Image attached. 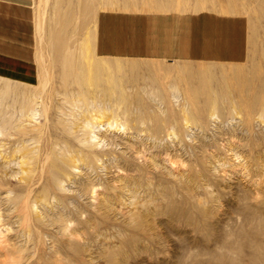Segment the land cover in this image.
Here are the masks:
<instances>
[{
  "label": "rangeland",
  "instance_id": "374dc122",
  "mask_svg": "<svg viewBox=\"0 0 264 264\" xmlns=\"http://www.w3.org/2000/svg\"><path fill=\"white\" fill-rule=\"evenodd\" d=\"M111 1L32 0L0 72V264H264V0L154 57L97 53Z\"/></svg>",
  "mask_w": 264,
  "mask_h": 264
},
{
  "label": "crops",
  "instance_id": "0c3cea01",
  "mask_svg": "<svg viewBox=\"0 0 264 264\" xmlns=\"http://www.w3.org/2000/svg\"><path fill=\"white\" fill-rule=\"evenodd\" d=\"M31 1L0 0V72L32 71V65L24 57V40L34 39L32 13L28 8ZM247 5L248 0H112L99 13L97 53L152 57L196 55L184 51L182 43L176 46L173 42L182 36L185 24L191 26L190 30L199 31L202 23L213 33L230 31L228 25L247 22L242 19Z\"/></svg>",
  "mask_w": 264,
  "mask_h": 264
},
{
  "label": "bare ground",
  "instance_id": "6f19581e",
  "mask_svg": "<svg viewBox=\"0 0 264 264\" xmlns=\"http://www.w3.org/2000/svg\"><path fill=\"white\" fill-rule=\"evenodd\" d=\"M95 41H96V40H95ZM108 42H109V41H108ZM99 44H100V43H99ZM65 46H66V44H65ZM101 46H102V44H101ZM106 46H107V45H106ZM102 50H103V49H102ZM54 52H55V51H54ZM72 53H73V52H72ZM120 62H121V61H120ZM134 62H135V61H134ZM95 63H96V61H95ZM132 63H133V62H132ZM129 64H130V63H129ZM134 64H135V63H134ZM92 65H93V64H92ZM114 65H115V66L117 65V66L119 67V64H117V63H115V62H111V61L105 60V61H100V62L96 63V64L94 65V67H95V69H98V70H100V69H101V70H103V69H105V70H108V69H109V70H112V68H113ZM131 66L133 67V64H132ZM134 66H135V65H134ZM155 66H157V65H155ZM182 66H183V65H182ZM157 67L159 68V66H157ZM90 68H91V66H90ZM115 68H117V67H115ZM115 68H114V69H115ZM119 68H120V67H119ZM133 68H134V67H133ZM158 68H157V69H158ZM207 68H208V67H207ZM207 68H206V69H207ZM236 68H237V67H236ZM238 68H239V67H238ZM78 69H79V68H78ZM91 69H92V68H91ZM122 69H123V68H122ZM157 69H154V70H156V72H158ZM160 69H161V67H160ZM160 69H159V70H160ZM162 69H163V68H162ZM206 69H205V68L201 69V70H200V73H206V71H205ZM183 70H184V69H183ZM192 70H193V69H190V68H189V69H187L186 71H188V72H192ZM229 70H230V69H229ZM162 71H163V70H162ZM181 71H182V69H181ZM181 71H180V72H181ZM159 72H161V70H160ZM180 72H179V74H180ZM197 72H198V71H197ZM195 73H196V72H195ZM195 73H194V74H195ZM200 73H199V74H200ZM209 74H210V72H209ZM241 74H242V73H241ZM203 75H204V74H203ZM227 76H228V75H227ZM186 77H187V76H186ZM175 78H176V77H175ZM182 78H183V77H182ZM233 78H234V77H233ZM14 79H15V78H14ZM188 79H189V78H188ZM39 91H40V90H39ZM24 93H25V92H24ZM29 94H30V93H29ZM33 95L36 96L37 94H33ZM29 97H30V95H29ZM32 97H33V96H32ZM36 105H37V104H36ZM129 125H130V124H129ZM132 151H133V150H132ZM136 151H137V150H136ZM167 159H168V158H167ZM71 162H72V161H71ZM172 163H173V162H172ZM118 170H119V169H118ZM65 173H66V171H65ZM65 173H64V174H65ZM49 180H50V179H49ZM95 189H96V188H95ZM91 190H92V189H91ZM101 193H102V192H101ZM99 194H100V193H99ZM252 204H253V203H252ZM239 210H240V209H239ZM244 210H245V209H244ZM238 212H239V211H238ZM242 212H243V211H242ZM237 215H238V214H237ZM237 215H236V216H237ZM239 215H240V214H239ZM243 216H244V215H243ZM235 220H236V219H235ZM231 221H233V220H231ZM247 222H248V221H247ZM230 224H231V223H230ZM242 224H243V223H242ZM244 224H245V223H244ZM252 224H253V223H252ZM242 226H243V225H242ZM245 226H246V225H245ZM233 229H235V228H233ZM231 231H232V229H231ZM240 233H241V232H240ZM225 234H226V233H225ZM230 234H231V233H230ZM236 236H237V235H236ZM221 237H223V236H221ZM233 237H234V236H232V239H233ZM239 237H240V236H239ZM226 238H227V237H226ZM223 239H224V238H223ZM226 240H227V239H225V241H226ZM233 242H234V241H233ZM222 244H223V243H222ZM228 249H229V248H228ZM233 250H234V249H233ZM224 252H225V251H224ZM244 252H245V251H244ZM261 252H262V251H261ZM226 253H227V252H226ZM230 253H231V252H230ZM232 253H233V252H232ZM217 254H218V252H217ZM212 255H214V254H212ZM221 255H222V254H221ZM229 255H230V254H229ZM240 255H241V254H240ZM240 257H241V256H240ZM251 257H252V256H251ZM206 258H207V257H206ZM253 258H254V257H253ZM225 259H226V258H225ZM236 259H237V258H236ZM240 259H241V258H240ZM197 260H198V259H197ZM222 260H223V259H222ZM237 262H238V261H237ZM245 262H246V261H245ZM198 263H200V262H198ZM229 263H230V262H229ZM234 264H235V263H234Z\"/></svg>",
  "mask_w": 264,
  "mask_h": 264
}]
</instances>
